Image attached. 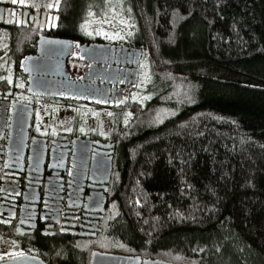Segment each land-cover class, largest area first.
Segmentation results:
<instances>
[{
    "label": "trees",
    "instance_id": "16d2710c",
    "mask_svg": "<svg viewBox=\"0 0 264 264\" xmlns=\"http://www.w3.org/2000/svg\"><path fill=\"white\" fill-rule=\"evenodd\" d=\"M110 6L153 96L119 122L109 238L174 262L264 264V0H58L56 30L80 37Z\"/></svg>",
    "mask_w": 264,
    "mask_h": 264
},
{
    "label": "flooded vegetation",
    "instance_id": "af4514ba",
    "mask_svg": "<svg viewBox=\"0 0 264 264\" xmlns=\"http://www.w3.org/2000/svg\"><path fill=\"white\" fill-rule=\"evenodd\" d=\"M57 9L58 0H0V263L33 257L90 264L101 252L138 255L143 264L151 257L122 253L109 238L118 118L130 103L139 105L125 91L137 82L143 51L136 72L137 48L87 51L124 44L85 31L83 37L61 35ZM28 57L35 61L25 65ZM46 68L56 84L44 89L49 95L30 88L27 73ZM99 110L110 115L109 127Z\"/></svg>",
    "mask_w": 264,
    "mask_h": 264
},
{
    "label": "rangeland",
    "instance_id": "374dc122",
    "mask_svg": "<svg viewBox=\"0 0 264 264\" xmlns=\"http://www.w3.org/2000/svg\"><path fill=\"white\" fill-rule=\"evenodd\" d=\"M125 24L126 20L123 18L121 19L118 11L113 6H110L102 12L93 13L85 21L83 30L89 37H101L104 41L122 44L128 33ZM151 80L152 73L148 57L143 52L140 60V70L137 82L134 85H130L125 91L129 102H138L140 107L145 105V103L153 96L151 88L148 87ZM97 115L103 126L109 127L111 125L110 115H107L106 111L99 110ZM132 116V113L129 110H126L125 113L121 114L118 118L120 125L127 124Z\"/></svg>",
    "mask_w": 264,
    "mask_h": 264
},
{
    "label": "water",
    "instance_id": "95a60500",
    "mask_svg": "<svg viewBox=\"0 0 264 264\" xmlns=\"http://www.w3.org/2000/svg\"><path fill=\"white\" fill-rule=\"evenodd\" d=\"M62 43H65L67 46H70V41L69 40H59ZM109 48H117L119 50L126 51L128 50V47L126 45H111L109 43H100V44H95L92 48L87 47V51H95V52H101L107 51ZM135 53V63H134V71H137V68L139 66V59L141 56V49H134ZM66 54V53H65ZM64 54V55H65ZM35 61V57H28L25 59L23 62L25 65H30ZM50 70V69H49ZM48 68H46L45 71H41L38 73L34 71H29L27 73L30 74L29 76V87L30 88H40V94H50L47 92H44V89L46 91H52L56 89V84H53L51 82V78L48 77L49 73ZM40 75V76H39ZM43 90V91H42ZM54 95V94H52ZM106 174L107 176L110 173L111 170V163L108 162V164L105 166ZM140 256H131V255H123V254H110V253H101V252H96L93 254L92 259L90 264H138L141 261ZM0 264H47L41 261L40 259L33 258V257H24L21 259H18L16 261H11V262H5V263H0ZM143 264H187L185 262L180 263V262H169L165 260H161L158 258H148V259H143Z\"/></svg>",
    "mask_w": 264,
    "mask_h": 264
},
{
    "label": "snow or ice",
    "instance_id": "6c2138e0",
    "mask_svg": "<svg viewBox=\"0 0 264 264\" xmlns=\"http://www.w3.org/2000/svg\"><path fill=\"white\" fill-rule=\"evenodd\" d=\"M20 3H23V0H19ZM12 3H17V0H12ZM51 6V5H50Z\"/></svg>",
    "mask_w": 264,
    "mask_h": 264
}]
</instances>
